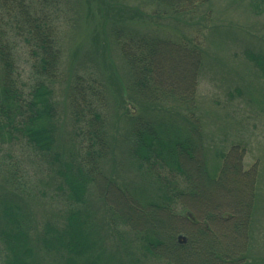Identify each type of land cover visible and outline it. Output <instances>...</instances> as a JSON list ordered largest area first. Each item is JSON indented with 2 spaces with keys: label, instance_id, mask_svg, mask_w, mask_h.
Instances as JSON below:
<instances>
[{
  "label": "trees",
  "instance_id": "obj_1",
  "mask_svg": "<svg viewBox=\"0 0 264 264\" xmlns=\"http://www.w3.org/2000/svg\"><path fill=\"white\" fill-rule=\"evenodd\" d=\"M148 1L173 14H181L187 4L191 6L193 2L205 0ZM48 2L0 0V147L12 145L14 141L24 142L38 155L59 192L57 196L61 199L57 202L60 205L58 212L44 213L42 221L36 211L28 208L29 202L21 197L29 188L23 181L22 167L8 164L0 167L7 186L15 191L0 195V264H143L142 256L161 257L170 264L240 263V257L230 256L239 253L241 246L231 240L234 238L231 232L236 240L243 234L244 246H247L253 200L244 196L242 205L230 204L237 213L232 217L236 220L221 234L211 233L213 223L217 222L221 227L223 220L226 222L229 218L223 215L220 207L224 204L214 192L223 174L215 180L209 177L206 168L202 170V165L184 167L188 159L198 163L199 157L206 166L197 119L190 117L187 126L182 125L188 118L183 111L178 112V118L169 120L153 114L156 106L169 101L190 106L196 102L194 79L202 64L203 52L199 38H188L190 50H184L179 42L133 30L129 27L132 24L126 21L123 26H118L112 36L131 72L132 91L143 101L140 103L143 109L136 116H130L126 107L129 127L125 132L110 134L112 126L99 94L106 83L99 78L95 68H90V74L76 75L70 93L75 119L73 127L81 123L82 126L76 129L82 131L83 137L65 143L53 86L61 56L51 22L57 9L53 11ZM257 4L254 3V7ZM140 14L142 18L147 16L139 11L133 16L126 14V19H134ZM153 16L149 15L150 18ZM20 42L29 49L28 75L19 65ZM107 42L99 44L96 53V57L104 58L102 62L107 63L101 64L103 70L112 68ZM180 49L186 54L182 55ZM252 59L264 79V56L256 55ZM170 63L175 70L168 74L170 70L166 65ZM93 82L98 85L94 87ZM114 85H118L121 92L123 86L119 79ZM120 144L127 145L125 160L142 177L139 186L116 185L113 176L103 173L104 165ZM229 158L227 153L222 171L225 172L226 164L230 163L231 174L241 175L239 158L231 162ZM164 168H168L170 177L162 174ZM175 171L186 176L189 183L186 189L178 190ZM92 188L102 201V208L93 204ZM246 189L250 190L249 184ZM213 194L218 199L213 202L214 211L204 210L206 207L201 204L189 203V199L198 200L207 195L212 199ZM178 201L182 206L196 208L201 219L190 211L181 212L176 206ZM184 208L188 209L187 206ZM108 218L115 228L110 226ZM118 223L127 225L138 240L131 247H124L125 251L120 250L126 256L111 255L104 249L99 253L98 244L103 242L105 235L101 231L106 229L104 233H108L111 227L119 230ZM223 235L226 243L218 240Z\"/></svg>",
  "mask_w": 264,
  "mask_h": 264
},
{
  "label": "rangeland",
  "instance_id": "obj_2",
  "mask_svg": "<svg viewBox=\"0 0 264 264\" xmlns=\"http://www.w3.org/2000/svg\"><path fill=\"white\" fill-rule=\"evenodd\" d=\"M152 2L148 0H49V6L47 3L53 11L57 9L55 19L51 22L54 24L61 56L58 75L53 86L54 96L58 102L62 140L66 143L83 137L82 131L76 129L82 126L81 123L78 127H73L75 119L70 93H72L76 75H88L90 68H95L99 78L106 83V87L101 88L103 92L100 93V91L99 94L103 98L102 108L105 115L114 128L113 130L111 127L110 134L116 135L122 130L125 132L129 127V117L125 115L126 107L130 116H136L143 109V105L140 104L143 101L132 91L131 72L119 45L115 43L112 36L118 26H123L126 21L132 24L129 27L133 30H139L141 34L147 36L162 37L170 42H179L184 46V50H190L188 38L197 36L202 44L203 52L202 64L194 79L197 90L196 102L190 106L178 101H169L156 106L153 114L163 120H169L178 118V112L183 111V115L186 114L188 118L182 125L189 124L190 117L197 119L204 154H206L203 158L206 166L199 157L198 163L188 159V164L184 167L187 168L189 164L202 165V170L206 168L210 174L209 177L216 178L215 180L220 179L223 174V178L214 187L217 188L214 192L224 204L220 207L217 203V206L222 208L223 215L229 218L228 222L223 220L224 225L221 227L217 222L213 223L210 232L221 234L223 229L229 227L232 221L236 220L232 217L237 216L229 205H242L244 196H247V199L253 200L250 225L246 234L247 246H244L243 234L236 240V236L231 232L234 236L231 240H235L234 242L240 243L241 246H239V253L230 256L242 259L240 263L233 264H264V79L252 59L256 55L264 56V0L193 2L191 6L187 4V8L185 6V12L181 13L182 15L166 11L163 6ZM254 3L259 4L254 7ZM139 11L147 16L142 18L140 14L134 19H126V14L133 16ZM151 14H154L152 18L149 17ZM106 41H108L112 59V68L109 70H103L101 64L107 65L102 62L104 58L101 60L96 57L99 44H105ZM19 51V65L26 69L28 75L29 49L25 43L20 42ZM179 51L182 55L186 54L181 49ZM166 67L170 70L167 71L168 74L174 73L175 69L171 63ZM118 79L123 86L121 92L118 91L119 86L114 85ZM97 85L93 82L94 87ZM234 145L237 146L232 152ZM114 150L113 156L109 157L107 164L103 167V173L113 176L116 185L124 184L129 188L136 184L139 186L142 177L138 176L137 169L125 160L128 153L127 145H117ZM227 153L230 155V162L236 157L239 158L241 175L236 172L234 175L231 174L230 163H227L224 169L230 173L222 171ZM7 164L20 169L22 167L23 181L29 188L22 192L21 197L23 196L26 203L29 202L28 208L31 211H36L35 214L42 221L45 219L44 213L58 212L57 206L60 203L57 201L61 199L57 196L59 192L42 160L24 142L14 141L12 145L6 144L0 147V167ZM174 173L179 182L178 190L186 189L189 185L186 176L179 171ZM162 174L170 177L171 173L168 168H164ZM5 179V175L0 174V195L14 191L7 186ZM161 181L165 183L166 179ZM247 184L250 190H245ZM91 190L93 204L97 208H102L103 204L97 198V192L93 188ZM215 194L212 195L213 200L207 195L206 198L201 197L198 200L189 199V203L201 204L206 207L204 210L214 211L216 206L212 207L213 202L218 201ZM181 201L185 202L183 199ZM180 203L178 201L176 206L181 212L190 211L201 219L196 208L183 205L188 207L186 209ZM109 221L110 226L115 228L114 223L110 219ZM122 225L117 224L119 230L111 227L108 233H104L106 229L101 231L105 235L103 242L98 244L99 253H102L104 249L111 255L126 256L120 250L125 251L124 247H131L138 237L136 236V240L135 234L129 232L127 225L124 224V227ZM218 240L222 243L227 241L224 235ZM142 257L143 264H170L161 257Z\"/></svg>",
  "mask_w": 264,
  "mask_h": 264
}]
</instances>
